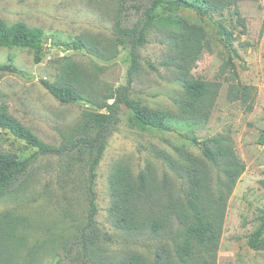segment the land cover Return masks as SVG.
I'll return each instance as SVG.
<instances>
[{
    "label": "rangeland",
    "instance_id": "rangeland-1",
    "mask_svg": "<svg viewBox=\"0 0 264 264\" xmlns=\"http://www.w3.org/2000/svg\"><path fill=\"white\" fill-rule=\"evenodd\" d=\"M137 3L138 0H0V18L6 24L20 21L41 28L44 43V56L38 63L34 62L32 50L0 47V64L11 63L21 71L0 70V104H6L8 112L44 142L61 145L76 131L87 105L59 102L40 79L59 80L65 63L70 61L83 72L77 86L87 94L102 99L106 89L126 85L128 46H118L114 58L103 60L85 49L65 45L77 37L102 44L112 41L120 7L123 4L134 13L131 6ZM236 5L244 27L237 22L233 9L214 13L211 19L191 10L181 12L205 30L200 51L186 66L191 77L207 81L214 91L205 124L193 127L192 132L183 126L176 101L183 98L184 90L177 73L158 65L171 54V48L156 28L138 49L141 67L131 83L130 96L148 108L171 112L173 123L181 131L200 139L220 137L244 165L225 198L214 264H264V246L253 249L248 245L264 212V145L259 143L264 130V0H237ZM148 61L158 65L157 71L148 68ZM236 83L245 87V94L237 92ZM118 117V123L108 133L94 185L96 227L110 238L98 243L94 262L88 264H122L134 252L149 262L157 260L154 264H202L201 253L186 263L176 258L170 235L178 223L171 209L174 211L181 202L187 186L186 173L193 167L208 170L207 195L213 200L223 190L216 184L218 179L225 181L223 175L204 158L200 147L177 133L137 128L129 122L123 105ZM0 150L28 155L34 148L0 129ZM74 156L73 152L39 155L0 197V264H79L75 262L80 253L76 246L68 256L66 253L78 238L88 211L92 153L85 152L81 159ZM117 169L134 180L148 169L145 204L140 206L153 209L167 224L159 235L152 236L147 229L136 233L114 227L108 209L112 203L110 177ZM9 230L12 235L7 234ZM162 246L166 252L161 251ZM159 252L162 256L157 257Z\"/></svg>",
    "mask_w": 264,
    "mask_h": 264
},
{
    "label": "trees",
    "instance_id": "trees-1",
    "mask_svg": "<svg viewBox=\"0 0 264 264\" xmlns=\"http://www.w3.org/2000/svg\"><path fill=\"white\" fill-rule=\"evenodd\" d=\"M201 1V2H198ZM237 0H138L132 5L134 13H130L127 6L119 9L113 24L114 39L105 44L94 39L77 37L65 46L75 50L85 49L93 56L110 60L117 55V47H129L130 67L127 84L117 88L106 89L102 99L87 94L78 88L82 71L74 62H67L63 67V75L59 80L50 82L40 79L41 84L59 102L63 104L84 102L87 106L82 113L78 127L61 145L48 144L40 139L30 128L8 112L6 104H0V129L9 131L15 138L25 142L34 151L28 155L0 150V197L3 196L13 183L27 172L39 155L75 154L81 159L85 152L92 153L89 162V176L87 186L88 211L85 222L80 228L78 238L70 245L66 256L76 246L79 258L75 262L88 264L94 262V249L102 240H109L110 235L100 233L96 227L97 214L96 168L107 145V137L119 121L118 112L123 105L129 113V122L141 130L155 128L175 132L189 143L200 147L206 160L223 175L225 181L217 180L220 189L216 199L207 195L209 186L208 170L193 167L186 173V188L183 191L181 202L171 213L177 219V227L170 235L176 258L186 263L195 255L202 254V264H214L215 252L218 248L223 207L225 198L230 193L237 178L244 170L235 154L223 143L220 137H205L203 139L193 135L192 128L206 123L210 114V99L214 91L210 84L203 79L191 77L186 66L200 51L201 40L205 36L202 25L190 22L181 12L191 10L198 16L212 18V14L223 9H233L236 20L244 27V20L239 15ZM156 28L165 36L164 43L170 46L171 54L166 55L158 65L163 69L178 74V80L184 90L183 98L176 101L179 117L188 133L181 131L173 123L174 115L165 110L151 109L139 100L130 96V87L134 77L140 72V56L138 49L147 42L150 31ZM0 47L27 48L33 51L35 63L44 56L43 31L39 27H30L24 22L6 24L0 18ZM231 60H229L230 62ZM158 65L148 61L150 70L157 71ZM0 70L9 73L21 71L11 63L0 64ZM237 92L244 93L245 87H239ZM246 96V95H241ZM111 100V102H109ZM259 143L264 145V130L259 137ZM204 167V166H202ZM148 169L134 180L121 169L111 174L110 187L112 203L108 209L113 219V225L119 230L144 232L146 229L152 236H157L167 224L160 219L157 213L145 204L143 200L147 188ZM136 182V183H134ZM260 224L248 238V245L253 249H261L264 245V212ZM8 235L13 231L9 230ZM4 240V239H3ZM162 252H166L164 246ZM157 253V257L162 256ZM138 253L128 255L122 264H154Z\"/></svg>",
    "mask_w": 264,
    "mask_h": 264
}]
</instances>
